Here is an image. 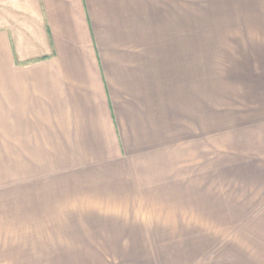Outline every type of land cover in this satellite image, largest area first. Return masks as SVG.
I'll return each mask as SVG.
<instances>
[{
  "label": "crops",
  "instance_id": "obj_1",
  "mask_svg": "<svg viewBox=\"0 0 264 264\" xmlns=\"http://www.w3.org/2000/svg\"><path fill=\"white\" fill-rule=\"evenodd\" d=\"M189 16L0 0V264L262 259L264 31L218 60Z\"/></svg>",
  "mask_w": 264,
  "mask_h": 264
},
{
  "label": "rangeland",
  "instance_id": "obj_2",
  "mask_svg": "<svg viewBox=\"0 0 264 264\" xmlns=\"http://www.w3.org/2000/svg\"><path fill=\"white\" fill-rule=\"evenodd\" d=\"M189 15L190 26H202V33L200 35L203 37L205 47L207 48L206 50L210 54L213 52V57L218 60L223 59L225 56H229L227 52L231 49V44L235 45L232 41L233 37L235 41V37L240 38V36H242V39L236 43L237 48L240 49L245 44V37L250 36L253 38L256 34H258L256 35L257 38L260 37L259 26H262L260 29L264 31V0H189ZM193 35H195V33ZM249 221H251V219ZM244 228V226L238 227L236 231L232 233L231 237L242 239H253L256 237L253 232V236L248 235ZM250 229L255 232L252 226ZM185 233L186 232L183 230L181 235L182 238L191 237L188 235L184 236ZM234 233L235 235H233ZM256 233L259 234L258 236L264 238V233ZM202 238L204 237L201 236L199 239ZM158 244L159 248L161 246L168 247L170 245V243ZM179 244L181 245L179 248H182L184 251L182 255H185L187 252L184 250L183 243ZM249 245H251V250H254L255 253L259 255L263 253L260 248L255 249L251 242ZM240 247L238 243V255L242 257ZM196 248L199 249L200 245H196ZM167 257H169V255H167ZM215 258L213 248H208L205 249V251L203 250L189 257L188 261L192 259L194 262L198 260V264H221L218 262V258L216 259L217 261ZM242 258H236V264H264V255L262 259L252 258L249 260L245 259V257ZM183 260H185V256Z\"/></svg>",
  "mask_w": 264,
  "mask_h": 264
}]
</instances>
